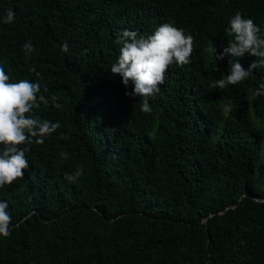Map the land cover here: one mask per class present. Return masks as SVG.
<instances>
[{"label": "trees", "instance_id": "trees-1", "mask_svg": "<svg viewBox=\"0 0 264 264\" xmlns=\"http://www.w3.org/2000/svg\"><path fill=\"white\" fill-rule=\"evenodd\" d=\"M9 9L15 21L4 24ZM236 11L264 38V0H0V67L11 82L47 86L34 113L61 124L24 145L29 168L0 188L12 214L0 264H264V96L253 95L264 68L211 88L230 57L205 51L232 41ZM163 23L193 35L194 51L167 70L145 114L142 98L125 95L131 82L111 73L114 41ZM77 166L83 175L67 181Z\"/></svg>", "mask_w": 264, "mask_h": 264}, {"label": "clouds", "instance_id": "clouds-1", "mask_svg": "<svg viewBox=\"0 0 264 264\" xmlns=\"http://www.w3.org/2000/svg\"><path fill=\"white\" fill-rule=\"evenodd\" d=\"M16 13L9 9L2 22L11 24L15 21ZM227 33L233 37L228 46L217 53L210 41L206 52L212 54L216 61L230 57L231 65L228 73L220 79L213 80L211 88L220 90L235 86L254 77V70L264 68V38L260 28L250 18H245L236 11L228 20ZM115 44L119 46V56L111 66V73L121 77V83L132 90L125 95L139 97L141 111L151 114L150 98L160 91V86L166 80L167 70L175 65L184 67L191 63L194 51L195 37L184 28H177L172 23L159 25L150 35L138 31L123 30L116 35ZM26 58L31 59L35 48L31 41L23 45ZM62 52L68 51L67 41L61 46ZM245 55L254 57L252 63L245 69L239 58ZM237 62H233V61ZM48 88L40 82L27 79L11 82V78L3 67H0V188L10 186L23 178L29 168L25 144L42 145L45 140L60 129L59 121L52 122L35 115L34 109L41 103H48L45 93ZM254 96H264V82H261L253 93ZM55 108L62 107L52 98ZM60 138H66L62 134ZM62 159L69 154L62 152ZM83 175V168L77 166L74 173L66 174L65 179L75 182ZM12 232V214L7 201L0 200V237L8 238Z\"/></svg>", "mask_w": 264, "mask_h": 264}]
</instances>
